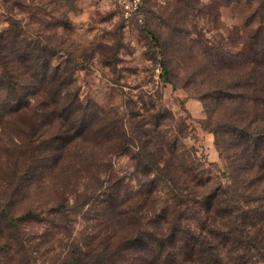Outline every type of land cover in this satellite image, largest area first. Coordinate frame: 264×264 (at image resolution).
<instances>
[{
  "label": "rangeland",
  "instance_id": "rangeland-1",
  "mask_svg": "<svg viewBox=\"0 0 264 264\" xmlns=\"http://www.w3.org/2000/svg\"><path fill=\"white\" fill-rule=\"evenodd\" d=\"M42 45L65 76L53 104L31 68ZM3 67L26 102L0 100V211L16 222L0 219V264H145L122 241L198 231L212 187L264 203V0H0ZM142 148L171 180L135 166ZM248 232L258 244L222 264H264V223Z\"/></svg>",
  "mask_w": 264,
  "mask_h": 264
},
{
  "label": "trees",
  "instance_id": "trees-1",
  "mask_svg": "<svg viewBox=\"0 0 264 264\" xmlns=\"http://www.w3.org/2000/svg\"><path fill=\"white\" fill-rule=\"evenodd\" d=\"M46 49L42 45L36 53L33 52L30 58L32 59L31 68L34 69L36 78L42 80L41 82L46 85L47 89L53 92L54 98L52 97L53 99H50L49 102L53 104L54 101H57L56 97L59 95V92H61L62 88H65L63 85L65 83V76L56 66L51 69L49 68V58L47 57ZM5 67H3V73L0 77V87L2 89L6 88L5 90L8 93L3 94L2 97L0 94V100L1 98H5L4 103L10 105L8 108L16 110L25 104V96L16 90L11 76ZM74 96L75 93L73 95L71 91L66 90L65 96L60 98L62 101L59 103L62 108L58 112L59 115L67 118L70 124H73L78 119L83 120V117H75L84 109L75 102ZM70 114L74 115V117L72 118ZM242 136L246 138V141H253L252 149L255 150L252 152L258 156L259 151L257 147L259 146L261 135L256 136L248 131L247 134L244 133ZM169 143H172L173 146L175 145L174 148L176 150L177 143ZM169 143H167V146L171 147ZM133 159L135 166L141 172H154L161 178L171 180L170 172L173 170L168 160H163V166H159V158H156L150 150L142 148L139 154L133 156ZM184 164V161L181 160L179 166H184ZM228 192L227 189L219 191L217 188H211L204 198L203 205H201V210L205 212V218L201 219L199 217L198 231L190 227L181 226L180 222H175V224L169 225L167 233L157 235L155 232H146L139 236L137 235V237L125 238L121 243V247H124L126 250H134V257L137 256L145 264H222L219 252L223 248H225V251L226 249L236 251L239 246L248 249L246 244L242 243L246 239L249 240L251 245H257L258 243L253 239L254 236H257L248 232V226L254 225L255 222L264 223V203L250 209H243V207H237L235 204L236 198L233 199L229 195H226ZM236 192L238 193L239 191ZM261 193L263 202L264 192ZM238 195L239 198L244 196V193L239 192ZM260 195H258L259 199L261 198ZM232 196L234 197L233 192ZM30 214L31 212L27 211L23 215L27 216ZM236 214H240V217H235ZM253 218L256 221H249ZM0 219L6 221L2 225L7 230L13 229L16 226V222L3 210L0 211Z\"/></svg>",
  "mask_w": 264,
  "mask_h": 264
}]
</instances>
